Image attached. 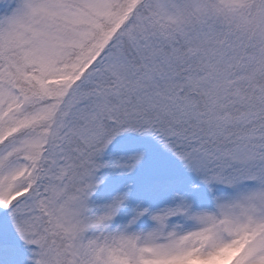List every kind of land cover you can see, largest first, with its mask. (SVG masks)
I'll list each match as a JSON object with an SVG mask.
<instances>
[{
	"label": "snow or ice",
	"instance_id": "snow-or-ice-1",
	"mask_svg": "<svg viewBox=\"0 0 264 264\" xmlns=\"http://www.w3.org/2000/svg\"><path fill=\"white\" fill-rule=\"evenodd\" d=\"M0 264H264V0H0Z\"/></svg>",
	"mask_w": 264,
	"mask_h": 264
}]
</instances>
